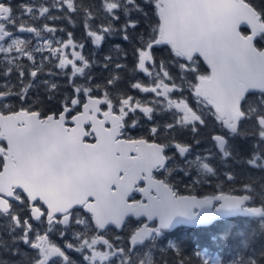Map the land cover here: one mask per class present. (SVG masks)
<instances>
[{"label": "snow or ice", "instance_id": "6c2138e0", "mask_svg": "<svg viewBox=\"0 0 264 264\" xmlns=\"http://www.w3.org/2000/svg\"><path fill=\"white\" fill-rule=\"evenodd\" d=\"M229 219L226 256L171 238ZM257 234L264 0H0V264H264Z\"/></svg>", "mask_w": 264, "mask_h": 264}, {"label": "trees", "instance_id": "16d2710c", "mask_svg": "<svg viewBox=\"0 0 264 264\" xmlns=\"http://www.w3.org/2000/svg\"><path fill=\"white\" fill-rule=\"evenodd\" d=\"M20 2H22V0H14V3H20ZM79 27L82 26H78V28L76 29H73L71 25L68 26L69 30L76 31L77 34H79ZM109 40L113 43L120 42L119 38L117 37H110ZM101 47L105 49V53L103 54H106L107 45H102ZM252 223L248 226L250 227V232L253 228L257 227V224L255 222ZM238 225H240L243 228V226L246 225V221L240 219L237 226ZM253 225L255 226L251 227ZM234 226L236 225H231L224 228L223 233H225V238H224L225 242L222 241L221 243L217 241L218 240L217 236L219 233L216 232L217 229L215 228H212L210 230L197 228L194 230H187L186 232L183 231L184 233L181 232L182 234L178 236L177 240L182 241L185 247L190 250L191 249L205 250L212 255L221 254L222 256H226L230 253V250L237 242V238L228 239V237L236 236L237 230L234 229L235 228ZM261 244H264V238L261 235L257 234L253 239V245L256 249H259Z\"/></svg>", "mask_w": 264, "mask_h": 264}, {"label": "flooded vegetation", "instance_id": "af4514ba", "mask_svg": "<svg viewBox=\"0 0 264 264\" xmlns=\"http://www.w3.org/2000/svg\"><path fill=\"white\" fill-rule=\"evenodd\" d=\"M181 189H183V186H181ZM137 198H139V197H137ZM239 220L240 219L218 220V221L212 222L209 225H204V226H200V227L199 226H197V227H189V226L181 225V226H178L177 229L173 230V235H172L171 238L177 239L180 234L186 232L187 230H194V229H197V228H202V229H205V230H210L212 228H215V229H217L216 232L219 233L218 236H217L218 237V240L217 241H219L220 243L222 241L225 242V240H224L225 233H223L224 232V228L227 227V226L236 225V226H234L235 227L234 229L238 231L239 229L242 228L240 225L237 226V224L239 223ZM254 226L255 225H253L251 227H254ZM231 228H233V227H231ZM243 228H244V230L246 232H250V227H245V225H244ZM220 235H221V237H220ZM262 237L264 238V236H262ZM233 238H237V237L236 236L228 237V239H233ZM4 258L7 259V257H4Z\"/></svg>", "mask_w": 264, "mask_h": 264}, {"label": "water", "instance_id": "95a60500", "mask_svg": "<svg viewBox=\"0 0 264 264\" xmlns=\"http://www.w3.org/2000/svg\"><path fill=\"white\" fill-rule=\"evenodd\" d=\"M190 227H196V226H190Z\"/></svg>", "mask_w": 264, "mask_h": 264}]
</instances>
